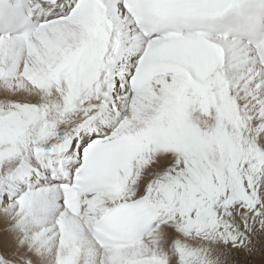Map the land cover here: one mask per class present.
Segmentation results:
<instances>
[{"label": "snow or ice", "instance_id": "obj_1", "mask_svg": "<svg viewBox=\"0 0 264 264\" xmlns=\"http://www.w3.org/2000/svg\"><path fill=\"white\" fill-rule=\"evenodd\" d=\"M0 264H264V0H0Z\"/></svg>", "mask_w": 264, "mask_h": 264}]
</instances>
